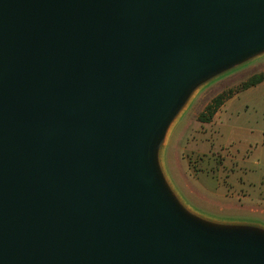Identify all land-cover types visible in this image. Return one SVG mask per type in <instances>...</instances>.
<instances>
[{
  "label": "water",
  "instance_id": "obj_1",
  "mask_svg": "<svg viewBox=\"0 0 264 264\" xmlns=\"http://www.w3.org/2000/svg\"><path fill=\"white\" fill-rule=\"evenodd\" d=\"M264 53V0H0V264H264L158 164L202 83Z\"/></svg>",
  "mask_w": 264,
  "mask_h": 264
},
{
  "label": "rangeland",
  "instance_id": "obj_2",
  "mask_svg": "<svg viewBox=\"0 0 264 264\" xmlns=\"http://www.w3.org/2000/svg\"><path fill=\"white\" fill-rule=\"evenodd\" d=\"M264 53L199 85L171 122L158 164L180 205L200 219L264 229ZM209 123L198 115L218 95ZM230 96V99L227 98Z\"/></svg>",
  "mask_w": 264,
  "mask_h": 264
},
{
  "label": "trees",
  "instance_id": "obj_3",
  "mask_svg": "<svg viewBox=\"0 0 264 264\" xmlns=\"http://www.w3.org/2000/svg\"><path fill=\"white\" fill-rule=\"evenodd\" d=\"M264 81V73L259 74V75H255L253 77H251L249 80H247L246 82H244L241 87L240 90L244 91L247 90L251 87H254L260 83H262ZM228 99H230V96L228 97ZM225 100V96L222 95H218L217 97H215L210 104H208L204 110L198 115L197 120L200 123H209L210 120L212 119V117L215 115V113L218 111V109L223 105Z\"/></svg>",
  "mask_w": 264,
  "mask_h": 264
}]
</instances>
